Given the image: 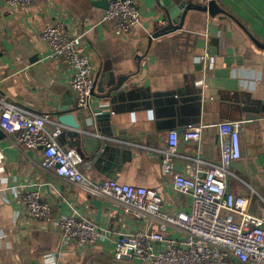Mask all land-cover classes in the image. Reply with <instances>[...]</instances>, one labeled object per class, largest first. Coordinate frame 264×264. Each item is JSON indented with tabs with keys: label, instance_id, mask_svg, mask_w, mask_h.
<instances>
[{
	"label": "crops",
	"instance_id": "obj_1",
	"mask_svg": "<svg viewBox=\"0 0 264 264\" xmlns=\"http://www.w3.org/2000/svg\"><path fill=\"white\" fill-rule=\"evenodd\" d=\"M165 1L135 0L140 23L118 34L104 19L107 0H0L1 94L53 122L73 113L80 130L62 124L68 133L58 143L80 152L81 172L95 182L112 178L155 189L173 214L189 209L191 199L162 173L158 150L169 132L202 124L199 143L181 141L180 150L217 162L218 123L241 120L243 158L229 187L252 194L251 212L264 216V0ZM50 21L84 36L81 49L96 77L88 108H76L70 63L46 58L40 33ZM43 158L42 149L15 147L0 128V264H149L113 256L116 234L138 226L132 217L115 213L110 237L88 246L26 217L22 193L33 188L59 215L107 221L105 202L44 171Z\"/></svg>",
	"mask_w": 264,
	"mask_h": 264
},
{
	"label": "built area",
	"instance_id": "obj_2",
	"mask_svg": "<svg viewBox=\"0 0 264 264\" xmlns=\"http://www.w3.org/2000/svg\"><path fill=\"white\" fill-rule=\"evenodd\" d=\"M107 3L104 19L115 23L118 34L130 33L140 23L135 0ZM40 36L49 47L47 59L64 58L70 63L76 108L90 107L96 77L89 56L81 49L84 36H71L63 22L52 21L42 27ZM204 60L212 62L209 55ZM217 126V162L180 150L181 141L199 143L202 124H190L182 133L171 130L165 146L158 150L162 173L172 175L174 190L191 199L189 209L173 214L155 189L119 183L112 178L100 182L87 178L79 169L83 163L80 152L58 143L63 125L53 122L49 115L36 114L9 101L0 91V128L12 144L23 152L42 149L44 158L40 166L44 171L99 198L108 211L105 225L77 212L59 215L38 189L28 188L22 193L23 214L48 223L65 239L77 240L83 246L110 237L115 213L132 217L138 226L119 231L113 240L112 253L119 260L149 264H264V216L251 212L252 194H236L229 187L230 178L238 177L236 164L243 158V121L224 120ZM182 160V169L176 170V164Z\"/></svg>",
	"mask_w": 264,
	"mask_h": 264
},
{
	"label": "water",
	"instance_id": "obj_3",
	"mask_svg": "<svg viewBox=\"0 0 264 264\" xmlns=\"http://www.w3.org/2000/svg\"><path fill=\"white\" fill-rule=\"evenodd\" d=\"M165 3L169 5V4H171V0H166ZM59 119H60L61 124H63L64 126H68L71 130L74 131V133L79 132L80 125L77 123L76 118H75L73 113L63 115ZM66 133H68V131L63 130L62 133L60 134L59 138H61V137L64 138L66 136ZM94 203L97 204L98 206H102V203L98 200H96Z\"/></svg>",
	"mask_w": 264,
	"mask_h": 264
}]
</instances>
